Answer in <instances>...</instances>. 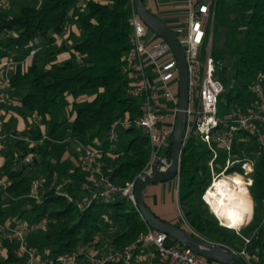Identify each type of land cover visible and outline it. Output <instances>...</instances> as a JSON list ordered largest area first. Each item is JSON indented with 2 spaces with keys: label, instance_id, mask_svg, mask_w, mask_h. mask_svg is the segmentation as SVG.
Returning a JSON list of instances; mask_svg holds the SVG:
<instances>
[{
  "label": "trees",
  "instance_id": "1",
  "mask_svg": "<svg viewBox=\"0 0 264 264\" xmlns=\"http://www.w3.org/2000/svg\"><path fill=\"white\" fill-rule=\"evenodd\" d=\"M76 1L28 0L16 14L1 10L0 38L4 43L0 57L4 61L24 58L36 48L31 63L23 71L11 74L8 90L22 94L20 104L25 116L50 115L67 100L70 120L55 122L51 135H58L60 128L67 125L73 138L92 141L106 136L116 118L140 113L139 100L129 92V78L122 72L124 55L130 47V6L126 0H105L87 2L78 9ZM212 8L213 24L207 29L212 28L214 75L223 84L218 104L227 102L230 111L245 109L254 98L250 84L255 74L264 75V0H215ZM224 10L238 11L246 20L243 27L224 19ZM62 52L68 58L57 61L56 55ZM124 133L128 138L124 150L116 149L108 139L100 144L104 169L112 170L111 181L119 186L134 180L151 156V144L145 134L135 128L124 129ZM242 136L244 133L236 137L233 156L254 163L248 187L253 202L251 220L236 230L222 225L210 211L202 196L211 183L209 162L213 153L193 131L185 138L181 154L178 202L185 220L200 238L234 250L245 248L250 264H264V157L252 140L241 141ZM42 137L34 130L29 136L33 142ZM59 137L60 142L65 140L61 134ZM43 142L31 145L15 138L17 153L5 155L0 166L7 178V183L0 186L1 226H10L15 219L31 224L44 219L41 228L26 232L27 244L37 249L39 258L70 253L94 240V247H101L100 250L103 243L107 250L123 249L146 233L148 225L138 208L118 195L79 206L88 195L83 187L88 182L85 172L78 164L61 170ZM28 153H35L33 163L23 162ZM170 158L168 149L165 159L169 162ZM225 161L226 154L218 149L215 164L221 167ZM72 169L74 172H70ZM233 170L242 172L240 163L228 172ZM42 176L46 182L37 191L38 199L30 197L33 182ZM171 224L186 230L178 222ZM244 238L250 241L245 244ZM5 247L6 257L0 255V264H27L26 257L15 254V240L6 241Z\"/></svg>",
  "mask_w": 264,
  "mask_h": 264
},
{
  "label": "built area",
  "instance_id": "2",
  "mask_svg": "<svg viewBox=\"0 0 264 264\" xmlns=\"http://www.w3.org/2000/svg\"><path fill=\"white\" fill-rule=\"evenodd\" d=\"M15 0H0V12L11 5ZM105 0H77L76 8H82L87 2H104ZM130 6L129 22L130 47L124 55L122 72L129 78V92L139 100L140 113L136 116L125 114L116 118L107 133V139L112 142L116 138V129L135 128L148 137L151 144V156L138 176L131 181L119 186L111 181L112 170L104 169L102 160L103 151L100 147L81 144L77 147L79 154L78 165L85 172L87 183L84 188L88 193L79 206H88L92 200L97 198L112 199L118 195L124 200L137 207L135 184L139 178L151 174L153 164L161 157L160 149L169 144L175 126L178 112V65L177 61L164 40L156 34H148L150 31L139 18L135 7V0H126ZM215 0H187L177 4L182 9L179 26L173 30L180 42L188 69L189 100L187 107V128L185 138L190 132L196 133L206 143L213 156L209 162L211 171V183L204 191L203 199L210 209L205 195L208 190L214 188V183L220 176L238 174L246 179L245 185L248 189L252 182L251 174L254 163L251 159H236L233 156V144L239 133L241 141L252 140L258 153L264 157V75L257 72L251 83L253 101L245 109H236L220 117L218 112V99L223 90L222 82L215 77V61L211 56V45L209 41L210 32L208 27L214 18L212 6ZM37 49H30L29 55L36 54ZM17 61L6 60L0 69V110L3 106L10 104L8 94L11 73L17 69ZM197 99V100H196ZM197 102V104H196ZM196 104V105H195ZM39 120V117H35ZM27 140L31 145L42 143L46 136L39 141L31 140L29 137H17ZM218 149L226 154L223 166L215 164ZM35 153H28L23 157L24 163H33ZM165 159V156L163 158ZM240 163L242 172L228 169ZM218 166L219 171L216 167ZM74 172V170H70ZM227 177V176H226ZM225 178V177H224ZM178 186V177L175 178ZM42 176L33 182L29 196L38 199V189L45 183ZM7 183V178L1 185ZM249 192V190H248ZM63 195L71 200V196L64 192ZM138 208V207H137ZM211 210V209H210ZM178 223L186 228V232L199 240L212 244L222 245L202 239L185 220L183 212L177 201ZM212 212V211H211ZM214 213V212H212ZM218 218V216L215 214ZM219 219V218H218ZM220 220V219H219ZM14 226L0 225V255L6 257L7 249L3 246V239L15 240L17 247L14 252L18 257H26L27 264H78L80 259L88 264H219L197 254L186 246L176 243L168 244L170 239L165 233L156 231L148 226L136 242L130 246L118 250H100L95 248L96 240L78 246L70 253L62 254L52 258H39L37 249L30 247L25 241V234L41 228L45 220L37 223H29L25 220H12ZM220 223L225 225L221 220ZM226 226V225H225ZM249 238H244L248 243ZM155 250H150V247ZM225 246V245H223ZM227 247V246H225ZM235 255L250 264V258L245 248L234 250L229 247Z\"/></svg>",
  "mask_w": 264,
  "mask_h": 264
},
{
  "label": "water",
  "instance_id": "3",
  "mask_svg": "<svg viewBox=\"0 0 264 264\" xmlns=\"http://www.w3.org/2000/svg\"><path fill=\"white\" fill-rule=\"evenodd\" d=\"M135 7L139 18L147 28L169 45L178 65V112L175 126L169 144L162 156L153 164L151 174L139 178L135 184V195L138 210L147 225L152 229L165 233L173 241L189 247L207 260L219 264H245L241 258L223 245L205 243L185 230L158 218L147 206L143 190L146 186L167 182L179 176L181 154L183 151L187 128V107L189 100L188 69L184 52L178 38L169 24L154 16L147 10L143 0H135ZM168 149H171V158L163 160Z\"/></svg>",
  "mask_w": 264,
  "mask_h": 264
},
{
  "label": "crops",
  "instance_id": "4",
  "mask_svg": "<svg viewBox=\"0 0 264 264\" xmlns=\"http://www.w3.org/2000/svg\"><path fill=\"white\" fill-rule=\"evenodd\" d=\"M187 0H144V5L149 12H151L154 16L160 18L162 21L166 22L170 25V27H177L181 21L182 9L176 7L177 4H181L186 2ZM198 1V0H196ZM12 5V4H11ZM8 6L7 8L11 7ZM6 8V9H7ZM4 9L3 11H5ZM4 39L0 38V47L3 46ZM35 58V56H30L29 53L24 57H17V69L15 71H23L28 62ZM57 61H62L68 58V54L65 52L59 53L55 57ZM4 58L0 57V69L4 63ZM13 73V72H12ZM11 73V74H12ZM9 91V90H8ZM9 97L11 99L10 104L5 105L0 110V166L3 164L5 155L8 153V146L11 142L17 137H29L31 131L42 133L43 136H46L45 127L40 123V119L37 121L34 118L38 115L25 116L23 108L21 106V97L22 94L20 92L11 90L9 91ZM47 119H50V115L47 114ZM38 125V126H37ZM36 126L39 127L40 131H36ZM51 130V129H50ZM52 132V131H51ZM46 138H48L46 136ZM46 140V139H45ZM44 140L43 145L48 146L49 150H52V146L54 141L48 139L49 143H45ZM68 141L62 140L61 142H57L60 144H66ZM83 143H77L75 150L77 152V147ZM163 147L158 152L159 155L162 156L163 151H161ZM77 155H72L70 152V147H66L65 152L62 153V159L65 160L66 168H73L70 166L68 161L77 162ZM75 157V158H74ZM79 157V156H78ZM53 162L56 164L58 161L53 159ZM168 163V161H167ZM78 164V163H77ZM76 164V165H77ZM5 176L2 175L0 170V182L5 180ZM174 189V194L171 193ZM144 198L149 209L156 215L158 218H161L167 222H178V212H177V201H178V186L176 180H170L167 182H162L157 184H152L146 186L143 190ZM250 196V195H249ZM251 198V197H250ZM252 200V199H251ZM253 203V202H252ZM253 211V209H252ZM15 223L11 222L10 225L14 226ZM168 244H172L173 241L171 238L167 241ZM6 246L9 247L8 243ZM6 248V247H5Z\"/></svg>",
  "mask_w": 264,
  "mask_h": 264
},
{
  "label": "rangeland",
  "instance_id": "5",
  "mask_svg": "<svg viewBox=\"0 0 264 264\" xmlns=\"http://www.w3.org/2000/svg\"><path fill=\"white\" fill-rule=\"evenodd\" d=\"M221 1V0H220ZM224 1H232V0H224ZM28 3V0H15L11 7L7 8L5 11L9 14H16L19 12V8H21L22 6H24L25 4ZM229 5L226 4L225 7ZM223 18L224 19H229L231 20L232 22L236 23V24H239L241 26V28L243 27V25L245 24L246 20L245 19H242L238 13V11L235 10V13L233 11H225L224 10V14H223ZM213 21V20H212ZM212 22H210V26L212 27ZM173 30H175V27H172ZM210 35H209V41H210V45H211V40H212V28H210ZM148 34H152L151 31L148 32ZM251 86V84H250ZM197 100V99H196ZM197 104V102H196ZM195 104V105H196ZM220 107V108H219ZM220 109V110H219ZM218 110L220 112L219 116L220 117H223L225 116V114L229 113L230 112V109H229V105L227 104V102L225 101H222L220 103V105L218 104ZM47 114H43V113H38V116L39 119H40V123L39 124H43L44 127H45V133H47V137L48 138H45L46 142L45 143H49L48 139H50L51 141H54V144L52 146V150L51 152L53 153V158L58 161L56 163L57 166H59L62 170V168L66 167L65 166V160L62 159V153L65 152V149L66 147H70V152L72 153V155H77L78 153L76 152L75 150V147L77 145V143H83V144H88V145H91V146H95V147H99V144L101 143V141L107 139V135L106 136H103V137H97L95 138L94 140L92 141H87V139H82V138H73L72 135H71V132L69 131V128L67 125H63L60 130H59V134H61L62 136H64L65 138V141H68L66 144H60V143H57V142H60L59 139V134L57 135H51V131L50 129H52L53 127V124L55 122H61V121H68L70 120L69 119V116H70V111H69V105H68V101L67 100H63L59 107L57 109H55L52 114H50V119H47ZM38 126V125H37ZM36 126V131H40L39 127ZM116 138H114L111 142L112 146H114L116 149L118 150H124L128 144V138L126 136V134L124 133V129L122 128H117L116 130ZM42 134H43V131H41ZM8 153L9 154H13L15 155L17 152H16V149H15V139L11 142V144H9L8 146ZM75 158V157H74ZM79 162V157L77 156V162H75V160L73 161H68V163L70 164V166L72 167H76V164ZM226 176H230V175H227L225 174ZM86 176V175H84ZM219 178H224L223 176H220ZM247 181L246 179H244V182ZM246 183V182H245ZM172 192H174V189L171 188ZM174 194V193H173ZM211 211V210H210ZM253 212V211H252ZM214 214V213H213ZM215 215V214H214ZM251 218H252V215H251ZM250 218V220H251ZM219 220V219H218ZM249 220V221H250ZM248 221V222H249ZM220 222V220H219ZM247 224V223H246ZM245 224V225H246ZM244 226V225H243ZM236 230H239L241 228H235ZM27 233L25 234V241L26 243H28V239H27ZM8 241L6 239H3V246L5 247V242ZM37 245H39V242L37 241L35 246L37 247ZM103 247L102 250L104 249H107V244L106 243H103L101 245ZM99 248V247H98ZM101 248V247H100ZM99 248V249H100ZM150 250L154 251L155 250V247H150ZM78 264H88L86 263L84 260L80 259L78 261Z\"/></svg>",
  "mask_w": 264,
  "mask_h": 264
},
{
  "label": "bare ground",
  "instance_id": "6",
  "mask_svg": "<svg viewBox=\"0 0 264 264\" xmlns=\"http://www.w3.org/2000/svg\"><path fill=\"white\" fill-rule=\"evenodd\" d=\"M216 180L205 198L210 209L228 227L241 228L252 215L253 203L245 182L233 174Z\"/></svg>",
  "mask_w": 264,
  "mask_h": 264
}]
</instances>
